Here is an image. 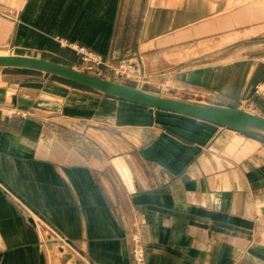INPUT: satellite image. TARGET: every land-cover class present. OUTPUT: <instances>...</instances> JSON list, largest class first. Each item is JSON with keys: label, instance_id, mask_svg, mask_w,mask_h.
Instances as JSON below:
<instances>
[{"label": "crops", "instance_id": "obj_1", "mask_svg": "<svg viewBox=\"0 0 264 264\" xmlns=\"http://www.w3.org/2000/svg\"><path fill=\"white\" fill-rule=\"evenodd\" d=\"M124 2L30 0L23 27L109 59L140 58L159 86L216 93L226 106L264 82V62L186 69L196 38L180 35L211 18L197 0H157L139 47H116ZM20 27L0 20V47ZM63 51L56 62L64 63ZM34 216L50 228L48 241L59 238L91 264H132L136 228L148 264H264V142L46 76L1 72L0 264H48Z\"/></svg>", "mask_w": 264, "mask_h": 264}, {"label": "rangeland", "instance_id": "obj_2", "mask_svg": "<svg viewBox=\"0 0 264 264\" xmlns=\"http://www.w3.org/2000/svg\"><path fill=\"white\" fill-rule=\"evenodd\" d=\"M124 1L125 5L122 10V18L120 19V27L118 29L121 31V34L116 36L115 46L124 49L138 48L143 38L141 33L144 30V18L146 15L155 16V11L152 12L150 9H156L157 0ZM177 1L182 4H185L188 1L190 2V0ZM29 2L30 0H0V20L4 21L6 24L17 22L22 26L20 29H18L19 37H16L13 44L9 45L10 47L1 46L0 53L3 51V53H8L10 55L30 56L56 62L55 60H60L56 54H58L59 50H64V63H58L85 71V67L77 54L69 48L63 49L61 47L60 41L63 40L66 42L67 39H58V36H33L27 33L25 34L26 29L23 27V24L27 25ZM166 5H169V3H166ZM197 8L199 14L206 12L207 15L210 14L211 18L207 19L202 24L197 25L194 31H192L193 29L187 31L189 32L187 35L183 33L180 35L182 39H190L193 37L196 38V41L191 43L192 46H190V51L187 52L186 56V59L194 57L196 59L191 62L186 69L189 67L195 68L205 65L210 66L212 69H218L226 68L227 66L231 65L240 66L242 64L244 65L245 63L253 65L258 62H264V0H197ZM237 16H241V20L238 21ZM166 28L167 22L165 24V29ZM150 30L159 32L162 29H156L153 26L150 28ZM152 36L153 35H149V37ZM70 43L72 42H69V44ZM154 46V44H151L149 47H145L143 50H149L154 48ZM41 47H48V50L45 51ZM195 51L197 53H195ZM173 57L176 58L177 56ZM135 59L136 57L125 58L121 60H117L115 58L111 59L114 63L129 60H133L135 62L137 72L136 75H133L132 81L124 82L122 80H115L114 76L109 74H104L101 78L133 86H139L141 83L147 82V84L144 85V88L154 91H162L166 94L185 99H194L200 101H206L207 99H210L214 100L215 102L217 101V104L222 103V100L216 93L213 95L218 97H209L208 95H203L202 93L196 91L178 87L174 83H168L167 85V82L164 83L165 85H162L163 83H161V86H159L156 76H151L150 74L147 75L146 68L142 60L140 58H137L136 60ZM168 59L171 63L178 62V60L172 58ZM180 60H184V58L182 57ZM6 71L9 72L11 70H0V73H4ZM138 71L140 73H138ZM19 72L31 73L36 76H46L52 81L64 82L74 87H78L76 84L73 85V83L64 81L57 77L28 71ZM85 72L96 76L94 72ZM168 81L170 82V80ZM260 83L264 82H259V84ZM257 85H255L254 82L248 87L247 91L245 92L246 97L237 104L238 106L236 108L264 117V111H261L259 108V105L264 104V100L254 95V90ZM234 92H237V90ZM253 101H255V103ZM152 110H155L161 114L181 116L156 109ZM34 219L36 220L42 231V234L45 237V242L43 245L45 246L44 249L47 254L48 264H78V261L81 262V260L82 264L83 262L84 264H91L86 259L83 261L82 258L78 257L77 253L73 251V249L67 244L59 242V238H51V240L48 241V237L46 235H48V232H50V228L45 223H43L40 218L34 216Z\"/></svg>", "mask_w": 264, "mask_h": 264}, {"label": "water", "instance_id": "obj_3", "mask_svg": "<svg viewBox=\"0 0 264 264\" xmlns=\"http://www.w3.org/2000/svg\"><path fill=\"white\" fill-rule=\"evenodd\" d=\"M0 70L28 71L57 77L109 98L202 120L264 142V117L236 107L185 99L142 86L111 81L65 64L30 56H0ZM27 103L25 100L20 102L21 105Z\"/></svg>", "mask_w": 264, "mask_h": 264}, {"label": "built area", "instance_id": "obj_4", "mask_svg": "<svg viewBox=\"0 0 264 264\" xmlns=\"http://www.w3.org/2000/svg\"><path fill=\"white\" fill-rule=\"evenodd\" d=\"M60 45L63 49L69 48L73 50L84 65L85 71L94 72L96 77L101 78L104 74H109L114 76L115 80H122L126 82L132 81L133 75H136V64L133 60L119 61L118 63H114L104 54L80 44H69V42H64L63 40H61ZM138 73L140 72L138 71ZM145 84H147V82L141 83L139 86L144 87ZM254 95L264 100V83H260L255 87ZM12 114L24 117L27 116L26 113H23L21 111H13ZM131 244L132 264H148L147 247L142 234L137 228L132 233Z\"/></svg>", "mask_w": 264, "mask_h": 264}, {"label": "bare ground", "instance_id": "obj_5", "mask_svg": "<svg viewBox=\"0 0 264 264\" xmlns=\"http://www.w3.org/2000/svg\"><path fill=\"white\" fill-rule=\"evenodd\" d=\"M0 56H11L10 54L8 53H3V51L0 53Z\"/></svg>", "mask_w": 264, "mask_h": 264}, {"label": "trees", "instance_id": "obj_6", "mask_svg": "<svg viewBox=\"0 0 264 264\" xmlns=\"http://www.w3.org/2000/svg\"><path fill=\"white\" fill-rule=\"evenodd\" d=\"M73 85H75V84H73ZM78 87H80V88H83V89H86V90H89V89H87V88H84V87H81V86H78ZM91 91V90H90Z\"/></svg>", "mask_w": 264, "mask_h": 264}]
</instances>
